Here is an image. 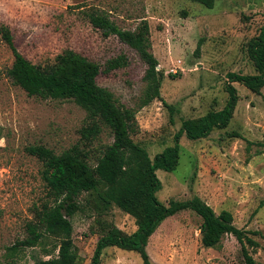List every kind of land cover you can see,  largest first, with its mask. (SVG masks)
I'll return each instance as SVG.
<instances>
[{
  "label": "rangeland",
  "instance_id": "1",
  "mask_svg": "<svg viewBox=\"0 0 264 264\" xmlns=\"http://www.w3.org/2000/svg\"><path fill=\"white\" fill-rule=\"evenodd\" d=\"M91 11L106 14L123 29L135 30L148 21L151 51L163 73L161 98L145 103L147 64L119 35L105 36L91 24ZM4 27L36 64L53 63L67 48L99 62L98 83L134 112L132 136L153 159L174 144L183 119L224 107L228 72H256L248 42L264 29V0H215L213 7L193 0H0V264H36L58 254L59 236L45 234L33 246L21 243L32 236L28 224L35 208L49 196L43 162L28 147L44 145L61 153L77 144L96 165L113 135L101 124L96 136L86 138L91 120L74 100L28 95L15 84L8 74L15 55ZM119 55L127 57V64L104 71L108 60ZM233 85L239 98L230 123L195 140L183 135L176 169L157 170L162 182L157 196L165 204L198 196L217 214L231 211L234 224L258 240L259 246L246 245L257 264H264V87L256 93L240 81ZM128 158L135 161L132 153ZM105 189L100 184L77 197L79 209L70 217L77 264H92L99 238L111 230L130 234L138 227L135 216L104 200ZM202 222L192 209L166 218L148 239L152 262L246 264L233 234H225L216 246H204ZM101 264L143 261L135 250L108 246Z\"/></svg>",
  "mask_w": 264,
  "mask_h": 264
},
{
  "label": "trees",
  "instance_id": "2",
  "mask_svg": "<svg viewBox=\"0 0 264 264\" xmlns=\"http://www.w3.org/2000/svg\"><path fill=\"white\" fill-rule=\"evenodd\" d=\"M193 1L207 7H213L215 3V0ZM88 16L91 24L101 29L105 36L119 35L123 42L135 48L147 64L144 75L145 103L161 98L163 73L157 69L159 60L151 51L148 21L145 19L135 30H129L121 28L104 13L91 11ZM3 30L15 55L13 65L8 70L15 84L24 88L28 95L74 100L87 111V117L91 120V126L84 131L86 138L96 136L101 131V124L110 128L113 135V141L101 149L102 154L96 165L89 162V151L77 144L61 153L44 145L28 147V151L43 162L42 177L49 196L35 208V219L28 224L32 236L21 243L33 246L45 234L59 236L58 254L48 259L40 258L36 264L78 263L80 256L72 239L70 217L79 209L77 197L100 184L106 185L104 200L117 204L135 216L138 227L130 234L114 229L99 238L92 264H101L103 250L108 246L135 250L143 264H156L147 251L148 239L166 218L185 209H192L202 217L201 241L204 246H216L225 234H233L242 244L245 263L257 264L246 244L256 247L259 242L234 224L231 211L224 209L217 214L211 205L198 196L184 201L171 200L165 204L157 196L162 186L157 170L176 169L183 135L195 140L208 136L216 127L222 128L230 123L239 98L234 81L244 83L256 93L261 92L264 87V29L248 42V53L256 72H228L226 90L229 97L224 107L200 117L183 119L181 128L174 136V144L157 153L153 159L132 136L134 112L119 104L115 94L98 83L97 78L103 70L99 62L67 48L56 56L53 63L36 64L18 50L9 28L4 27ZM126 64L127 57L119 55L108 60L104 71L109 72ZM170 76L176 77L173 74ZM169 108L175 109L173 105H169ZM129 153L135 156L134 162L129 160Z\"/></svg>",
  "mask_w": 264,
  "mask_h": 264
},
{
  "label": "built area",
  "instance_id": "3",
  "mask_svg": "<svg viewBox=\"0 0 264 264\" xmlns=\"http://www.w3.org/2000/svg\"><path fill=\"white\" fill-rule=\"evenodd\" d=\"M179 63H181V61H178ZM179 67V66H178ZM178 69L179 68H177V67H174V68H172L171 70L174 72V73H177L178 72Z\"/></svg>",
  "mask_w": 264,
  "mask_h": 264
}]
</instances>
